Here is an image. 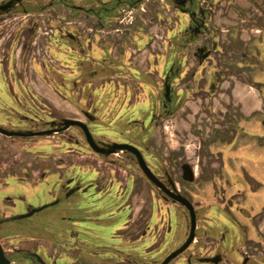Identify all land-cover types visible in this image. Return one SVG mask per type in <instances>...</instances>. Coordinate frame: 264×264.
<instances>
[{
    "label": "flooded vegetation",
    "instance_id": "flooded-vegetation-1",
    "mask_svg": "<svg viewBox=\"0 0 264 264\" xmlns=\"http://www.w3.org/2000/svg\"><path fill=\"white\" fill-rule=\"evenodd\" d=\"M60 1L95 23L49 27L42 42L47 56L39 53L42 64L33 47L38 23L15 24L9 39L0 25V141L17 147L57 134L78 144L73 128L87 143L80 126L63 128L64 121H80L100 147H135L159 184L145 174L134 153L95 152L88 143L93 155H104L121 172L110 184L87 173H79L80 178L54 170L35 175L19 162L0 166V246L9 264H162L186 242L191 228L188 208L172 195L191 205L194 236L165 264L185 254L181 264H264V161L259 150L264 147V0H248L246 6L236 0ZM223 4L214 22V11ZM126 10L127 18L122 15ZM13 13L42 14L29 0H0V19ZM23 36L30 39L29 51ZM34 77L42 78L49 95L72 105L73 115L38 121L35 87L24 83ZM250 93L260 104L247 109ZM121 95L123 114L133 118L118 121L122 128L133 122L139 129L99 137L90 124L108 118L112 100ZM189 107L200 112L193 117L208 131L197 134L195 159L178 163L176 173L164 162L155 170L150 160L159 158L146 154L145 137L137 142L135 134L177 111L190 117ZM208 124L215 128L209 130ZM38 186L45 190L34 194ZM152 190L158 199H151ZM155 208L162 218L155 216ZM151 214L162 221L158 226ZM177 230L183 236L170 239ZM156 240L167 251H151ZM167 240L170 247L164 248ZM151 255L160 256L146 259Z\"/></svg>",
    "mask_w": 264,
    "mask_h": 264
},
{
    "label": "rangeland",
    "instance_id": "rangeland-1",
    "mask_svg": "<svg viewBox=\"0 0 264 264\" xmlns=\"http://www.w3.org/2000/svg\"><path fill=\"white\" fill-rule=\"evenodd\" d=\"M30 3H34V6L37 7L42 14L36 15L31 14L29 16H24L20 14H10L5 16V20L3 18L0 19V25H5V33L6 39H9L10 33H12L15 24L17 25L20 22L28 23L34 21V23H38L40 26L38 29H34V56L38 55L39 53L43 51L45 54L47 52V49H45L42 46V42H44L45 33H49V27L52 25L61 26L65 24L66 22L76 23L78 25H94L95 20L92 21L89 19H85L84 16H79L75 11H69L67 8L69 4H63L60 0H55L52 2L51 0H29ZM72 2L71 0H69ZM52 2V4H50ZM81 0H73L72 3H80ZM68 3V0H67ZM76 13V14H74ZM126 14V18L128 14V11H123L122 15ZM75 25V24H74ZM36 28V27H34ZM53 35V34H52ZM30 39L25 38L23 36L22 41H24L23 46L24 50L29 51V47H31V43H29ZM28 46V48H26ZM43 54V55H44ZM47 56V53H46ZM44 56H39L36 58L37 60H40V63L42 64V58ZM40 66V64L36 65V67ZM39 68V67H38ZM41 68L40 67V71ZM44 74L49 78L48 80L51 81L49 75L47 74L45 68H44ZM125 87L129 88H136V83L131 82L129 80H121ZM25 85H30L35 89L32 91L34 94V104L38 107V110H36V114L34 113V117L37 118L38 121L42 122V120L48 119L49 116H54L57 118L60 117H70L73 114L72 105H70L67 101H61L60 99L56 98L54 95H49V88L46 85V83L42 80V78H33L32 80L27 78L25 80ZM37 89V90H36ZM140 96V98H142ZM117 99H113L111 103H113L112 111L110 112V115L108 118H104L103 120L99 121L98 123H91V128L94 132H96L99 135H102L106 132V135H109L111 138H114L115 135H117L119 132H123L121 135H124V132L128 129H139L137 125H133L131 122L130 126H126L124 124V128H122V123L118 121V119L123 118L121 121H126L130 117H132L130 114L125 115L123 114V111L127 112L125 107H121L122 102L124 100L122 99V95L115 97ZM119 100L121 103H119ZM109 108V107H108ZM110 109V108H109ZM108 109V111H109ZM190 117L185 116L186 112H175L170 118L165 120L162 123H159V125L152 126L150 130H144L143 136L142 135H136L134 137V140L137 142L142 141V138L145 137L146 141V147L145 153L149 156H152L155 154L157 158L159 159H152L150 160L152 167L155 170H158L159 168V162L166 163L168 168H172L174 173L177 172L176 168L178 166V163H181L183 161H191L196 157V152L200 149L199 146V138L197 136L198 133L205 134L207 129L202 124L201 126H198L197 122V115L200 114V112H191L190 107L187 108ZM140 111V110H139ZM154 111L153 109L151 112ZM50 112V113H48ZM122 113V114H121ZM216 113V112H215ZM221 113V112H220ZM219 114V112H217ZM140 115V113H139ZM111 116V118H110ZM194 116V117H193ZM133 118V117H132ZM130 118V119H132ZM194 118V119H193ZM202 119H207L206 116L200 117ZM216 120H219L217 117L214 116ZM108 122H111L109 124ZM128 125V124H127ZM209 130L215 128L214 125L208 124ZM134 131V130H133ZM140 131H142L140 129ZM70 132L73 133L77 138L79 139L78 144H75L72 141L66 140V138H62L60 135H53V136H44V137H38L34 138V141H29L28 143L21 144L17 147H15L10 142H1L0 141V153L2 154L1 158L3 160V163H0V166L2 167H11L13 166V163H20V165L23 168H33L34 174H39L41 171H52L54 172H60V173H70L74 177H79L80 174H86L87 178H94L97 177L98 180H103L102 182L105 184L111 183V178L114 176V173H120L115 172V169L108 165L105 160V156L101 155H93L92 150L89 148L87 143L81 139V137L76 133V130L71 128ZM104 132V133H103ZM117 133V134H116ZM105 135V136H106ZM101 137V136H99ZM262 149L260 150V154L263 155V158L261 161H264V147H260ZM256 149H258L256 147ZM151 153V154H150ZM256 154H259V152H255ZM125 161V160H124ZM201 161V160H200ZM126 163H129V161H126ZM243 163H245L244 168L245 172L247 174L250 173V169L248 166V161L244 160ZM132 164V163H131ZM90 171H93L92 173ZM117 171V170H116ZM37 177V176H36ZM45 190L44 187H36L34 188V194H37L38 192H42ZM151 199L154 197L158 199L157 192L155 190H152ZM43 202H46L48 200L47 197L43 198ZM248 200V197H247ZM167 203V202H166ZM155 212V216H159L162 218L164 213H160L157 208ZM164 208H159V210H163ZM51 210V209H49ZM47 210V211H49ZM53 210V209H52ZM168 210V209H167ZM45 211V212H47ZM160 218L158 220H155V217L151 214V220L154 219V225L160 224L162 221H160ZM154 234L152 236L154 237V240L157 239L155 237L156 229L153 231ZM178 230L173 231L171 235H169L170 239L178 238L183 236V231L179 232L178 236ZM168 242V240H167ZM159 240H156L154 243L149 245V249L152 251L161 249L159 252L164 253L167 250H163L162 245L159 246ZM169 242L164 245V248H168L170 246ZM168 246V247H165ZM196 247L192 248V251H196ZM190 252V250L188 251ZM264 255V250L263 254ZM160 255H151L149 257H145L149 260H156ZM186 256H181L175 264H181L182 259H184Z\"/></svg>",
    "mask_w": 264,
    "mask_h": 264
},
{
    "label": "water",
    "instance_id": "water-1",
    "mask_svg": "<svg viewBox=\"0 0 264 264\" xmlns=\"http://www.w3.org/2000/svg\"><path fill=\"white\" fill-rule=\"evenodd\" d=\"M78 125L83 129V132L85 134L86 137V141L88 143V145L91 147V149L95 152H106V153H111V152H115L116 150H128L132 153H134L137 157V160L140 164V167L143 169V171L145 172V174L154 182H156L157 184H159L156 179L153 177V175L150 173V171L148 170L147 166L145 165L144 161L142 160L139 152L137 151V149L131 145L128 144H123V143H111L108 144L107 148L104 147H100L98 144H96V142L92 139V136L90 135L87 127L85 124L81 123L80 121H64V127L66 128L69 125ZM0 131L3 132V130L0 128ZM38 134V133H37ZM40 134V133H39ZM166 192V191H165ZM175 200L181 202L182 204H184L189 212H190V224H191V228H190V234L188 236V239L186 240V242L177 250H175L174 252H172L164 261L162 264H165L167 261H169L171 258H173L174 256H176L178 253H180L184 248H186L188 246V244L191 242V240L193 239L194 236V226H195V218H194V213L192 210L191 205L185 200L183 199L181 196L179 195H172ZM43 208V207H41ZM38 210V209H35ZM34 211V210H33ZM33 211H31L30 213H28L27 215L31 214ZM0 264H9V261L5 258L2 248L0 246Z\"/></svg>",
    "mask_w": 264,
    "mask_h": 264
},
{
    "label": "crops",
    "instance_id": "crops-1",
    "mask_svg": "<svg viewBox=\"0 0 264 264\" xmlns=\"http://www.w3.org/2000/svg\"><path fill=\"white\" fill-rule=\"evenodd\" d=\"M239 4L243 5V6H246L248 3V0H236ZM224 4L223 5H219L215 11H214V14H213V21L215 22V19H216V16L223 10L224 8ZM248 91H246L247 93ZM236 95L238 96V98L241 99L242 95L240 93H238L236 91ZM252 94V96L249 98V102H245V106L247 109H250V108H253V107H257L260 103H259V99L256 97V94L254 93H250Z\"/></svg>",
    "mask_w": 264,
    "mask_h": 264
}]
</instances>
